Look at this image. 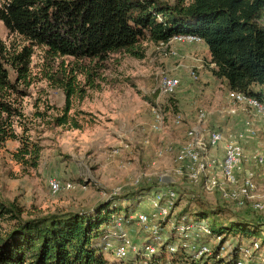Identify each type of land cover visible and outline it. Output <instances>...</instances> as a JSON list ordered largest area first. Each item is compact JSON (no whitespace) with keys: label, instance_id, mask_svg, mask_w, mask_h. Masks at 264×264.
<instances>
[{"label":"rangeland","instance_id":"374dc122","mask_svg":"<svg viewBox=\"0 0 264 264\" xmlns=\"http://www.w3.org/2000/svg\"><path fill=\"white\" fill-rule=\"evenodd\" d=\"M259 22L264 26V19ZM0 38L17 48L25 45L21 38L5 28L2 21ZM141 47L143 57L119 52L110 54L101 62L79 61L67 56L49 58L39 47H33L29 69L32 80L25 89L26 94H15L19 97L17 106L21 116H11L12 126L7 123L4 129L7 134H21L27 129L42 150L37 167L26 169L10 156L18 141L6 139L0 142V199L14 202L21 209L22 217H32L53 212H89L109 201L114 194L129 193L138 186L151 188L153 192L172 188L177 192L179 202L169 216L159 219L163 240L172 236V217L183 207L197 208L196 200L209 208L221 210L219 218L222 220L228 218L229 221L230 216L237 215L264 221V209L256 211L248 204L247 208H238L218 192L204 191L201 182L191 183L185 175L176 174L174 152L158 154V150L165 146L173 150L178 148L186 131L194 125L199 110L210 112L205 126L214 129L218 122L213 123V120L218 119V111L237 106L225 83L210 72L206 45L172 41L166 44L144 42ZM9 75L14 79L13 70H9ZM58 75L60 78L75 75L68 114L77 120L78 127L73 126L70 117L68 123L72 125L52 123L62 114L65 104L64 91L58 86ZM162 75L179 79L174 93L158 94L156 87ZM182 97L185 106H189L187 111L181 105ZM155 106L160 107L164 116L160 130L152 128ZM252 112L239 111L222 121L240 124L237 130L228 132L231 135L247 134L253 146L249 154L251 159L257 152L264 153V119ZM177 113L182 116L180 124L174 122ZM1 117L6 118L4 113ZM251 129L257 131L256 136H250ZM249 162L246 168L254 172L262 196L264 180L258 176L264 172V165ZM50 179L61 185L69 182L73 186L52 192L48 185ZM153 196L145 194L133 206V212L153 213L149 205ZM129 200V203L125 200L120 205L134 203V198ZM213 219L211 215L208 221ZM12 223L7 216H0V232L9 229ZM120 228L137 249L150 240L146 229L137 221ZM172 237L175 243L180 241L177 233ZM235 241L229 239L223 244L224 253ZM208 242L216 244L213 238ZM105 257L110 264H144L146 258L142 254L129 253L119 259L108 252Z\"/></svg>","mask_w":264,"mask_h":264},{"label":"trees","instance_id":"16d2710c","mask_svg":"<svg viewBox=\"0 0 264 264\" xmlns=\"http://www.w3.org/2000/svg\"><path fill=\"white\" fill-rule=\"evenodd\" d=\"M261 19L264 0H0V21L25 42L17 48L0 38V142L17 140L19 144L10 152L11 158L26 169L37 167L40 143L27 129L21 134H7L4 129L7 123L12 126L11 116H21L19 97L15 94H26L32 80L29 69L33 47H39L49 58L67 56L101 62L119 52L143 57L144 42L166 44L177 34H192L206 45L210 72L225 83L229 92H240L264 103ZM9 70H13L14 79ZM57 79L64 91L65 104L62 114L52 123L70 124L68 111L75 75L62 78L58 75ZM71 119L73 126L78 127L77 120ZM168 189L176 193V208L179 196L174 189ZM166 190L153 192L151 188L138 186L129 193L114 194L89 212H53L32 217H22L14 202L0 199V216L13 222L9 229L0 232V264H110L105 257V252L110 251H105L104 246L107 240L117 243L109 238L110 231H119L120 226L136 221L129 216L135 214L133 206L145 194ZM130 198H134L133 204L120 205ZM195 202L197 208L183 207L175 217L178 221L207 224L211 235L200 238L201 241L209 243L208 239L220 237L216 244H211L212 252L195 259L179 240L174 242L172 229V236L164 239L156 252L149 257L144 255V264H237L241 257L239 247L244 242L251 246L255 241L259 249L254 256L264 254L263 220L237 215L230 216L229 221L222 220L221 210ZM211 215L214 219L209 222ZM118 219L121 225L117 224ZM229 239L236 241L224 253L223 244ZM150 242L138 248L135 256L143 255L141 252ZM169 245H174L175 250L170 252Z\"/></svg>","mask_w":264,"mask_h":264},{"label":"built area","instance_id":"2783aa9c","mask_svg":"<svg viewBox=\"0 0 264 264\" xmlns=\"http://www.w3.org/2000/svg\"><path fill=\"white\" fill-rule=\"evenodd\" d=\"M172 41L197 43L201 42V39L192 34H177L169 39L167 43ZM179 83L180 81L177 77L162 75L157 83L156 90L160 95H170L174 93ZM229 95L237 106L218 111L219 116L224 118L235 115L239 111L246 112L249 110L253 111V115L264 119V103L257 98L240 92H229ZM209 115V111L199 110L194 125L186 131L185 139L178 148L173 150L172 147L165 146L158 150V154L163 155L168 151L174 152L175 173L185 175L191 183L201 182L204 191L218 192L221 197L234 203L238 208H247L248 204L252 209L262 211L264 209V200L262 199L264 197V187L261 196L254 172L247 170L245 166L247 156L242 140L245 139L247 134L239 132L225 137L218 128L207 129L205 123ZM153 116L152 128L160 130L164 116L159 106L154 107ZM181 121L182 116L177 113L174 122L175 124H180ZM249 134L254 137L257 131L251 129ZM220 144L223 147L221 159L211 156L208 152L210 149L217 148ZM252 159L258 165H264V153L257 152L252 156ZM48 185L52 192H57L63 188L69 189L73 186L69 182L61 185L55 179H50ZM176 199V193L171 189L155 193L149 200L153 213L139 212L135 216H129L130 219L135 218L137 223L148 232L151 242L144 247L143 255L146 257L156 252L163 241L159 230V219H165L175 209L174 203ZM155 213L158 216H155ZM117 221V224L121 225L120 219ZM170 223L174 232L178 234L180 245L191 251L195 259L199 260L204 255L212 252L211 244L200 239L211 235V230L207 224L178 221L175 216L172 217ZM109 238L115 239L117 243L107 240L104 250L110 251L113 257L122 259L128 256L129 253H138L137 247L122 230H111ZM213 239L218 242L220 237L217 236ZM258 249L259 243L257 241L253 242L251 246H240L241 257L237 264H247L248 262H252V264L264 263V254L260 253L254 256V251ZM168 250L170 252L174 251L175 246L169 245Z\"/></svg>","mask_w":264,"mask_h":264},{"label":"crops","instance_id":"0c3cea01","mask_svg":"<svg viewBox=\"0 0 264 264\" xmlns=\"http://www.w3.org/2000/svg\"><path fill=\"white\" fill-rule=\"evenodd\" d=\"M181 105H182L184 111H187V107H189V106H185L186 104L184 102L183 97L181 98ZM217 118H218L217 120L214 119L213 120L214 122L213 121L212 122L213 123H215L216 121L218 122L217 123V126L215 128H218V129L220 128L219 130L224 134L225 137L231 136V133L228 132L230 129L231 130H235V129L237 130V128L240 127V124L239 123L238 124H235V122L234 123H229V124L228 123L227 124L226 123H222V121H226V118L219 117V115H217ZM247 140H248L247 139V136L245 137V139L242 140V144H243V148H244L245 154L248 157L247 158V162L245 163V166L246 167H247V164H248L249 161H251L249 163H252L253 162L252 159L249 157V154H250L251 149H252L253 146H251L252 145L251 142L249 143V140L248 141ZM208 152H209V154L211 156H214L215 158L217 157V158L221 159L222 154H223L222 144H220L215 149H210ZM258 178L260 180H264V172L263 173H260V175L258 176Z\"/></svg>","mask_w":264,"mask_h":264}]
</instances>
